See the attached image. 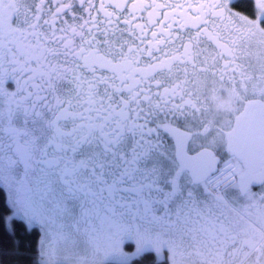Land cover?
Returning a JSON list of instances; mask_svg holds the SVG:
<instances>
[{"label":"snow or ice","instance_id":"1","mask_svg":"<svg viewBox=\"0 0 264 264\" xmlns=\"http://www.w3.org/2000/svg\"><path fill=\"white\" fill-rule=\"evenodd\" d=\"M0 264H264V0H0Z\"/></svg>","mask_w":264,"mask_h":264},{"label":"trees","instance_id":"2","mask_svg":"<svg viewBox=\"0 0 264 264\" xmlns=\"http://www.w3.org/2000/svg\"><path fill=\"white\" fill-rule=\"evenodd\" d=\"M35 239H36V238H34V243H35Z\"/></svg>","mask_w":264,"mask_h":264}]
</instances>
